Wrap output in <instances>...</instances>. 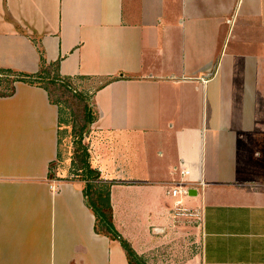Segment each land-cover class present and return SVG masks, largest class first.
<instances>
[{
	"label": "crops",
	"instance_id": "crops-1",
	"mask_svg": "<svg viewBox=\"0 0 264 264\" xmlns=\"http://www.w3.org/2000/svg\"><path fill=\"white\" fill-rule=\"evenodd\" d=\"M42 58L92 82L84 141L119 238L56 173L60 106L17 81L0 95V264H131L121 238L146 264H264V0H0V69ZM181 179L196 194L174 196Z\"/></svg>",
	"mask_w": 264,
	"mask_h": 264
},
{
	"label": "trees",
	"instance_id": "trees-1",
	"mask_svg": "<svg viewBox=\"0 0 264 264\" xmlns=\"http://www.w3.org/2000/svg\"><path fill=\"white\" fill-rule=\"evenodd\" d=\"M55 67V75L51 79L53 83L55 82H61L63 85L68 86L70 89H73L71 87V80H73L72 77L68 76H62L59 71V61L53 62L51 64H48L44 58H42V64L41 68L37 73L31 74V73H23L18 72L12 69H0V83L3 81H7L8 87L0 92L1 96H8L12 95L15 92V82L17 81H23L28 82L31 84H37L39 86H42L48 90L50 99L60 106L61 113L63 112L61 102L59 99H55L50 91V89L42 85V81L46 79V77H49L50 71L48 70V67ZM6 72L7 78L3 79L2 74ZM10 77V79H8ZM1 85V84H0ZM74 98H80L83 99L84 105L83 108H79L78 112V119L80 122L79 128L76 130L77 138L75 139L76 144V157L78 160L76 162L75 160V169L76 174H78L81 179H84L86 181V186L84 188V193L87 199V202L92 208L94 209L96 215H97V223H96V230L100 233L107 234L113 238H119V233L117 232L113 220H112V206H111V200H110V188L111 184L104 183L102 185H99L97 183V180L100 178V173L92 168L90 163V153L88 150V147L84 141L87 132L89 131L90 124L94 119L93 116V110L87 101V98L83 96V93H77L74 91ZM76 98V99H77ZM61 123H66V120L64 119L63 115L61 116ZM79 158V159H78ZM121 242L126 249L129 261L131 264H146L143 260H141L136 252L132 249L131 244L121 238Z\"/></svg>",
	"mask_w": 264,
	"mask_h": 264
},
{
	"label": "rangeland",
	"instance_id": "rangeland-1",
	"mask_svg": "<svg viewBox=\"0 0 264 264\" xmlns=\"http://www.w3.org/2000/svg\"><path fill=\"white\" fill-rule=\"evenodd\" d=\"M48 70L50 71L49 77H46L41 83L50 89L55 99L60 100L63 109L62 115L66 120V123L62 124V156L57 161L56 173L66 179H80L85 182L86 186V181L76 174L77 171L75 169V160L77 159L75 139L77 138L76 130L79 128L78 122H80L78 119V110L79 108H83L85 101L77 97V99L74 98L73 94L74 91L77 93H83V96L87 98V101L90 104L92 102V94L89 92L88 88L92 87V82L86 78H74L71 80V87L73 89H70L59 81L55 83L51 81L56 71L54 66L48 67ZM1 78H7V73L4 72ZM8 79H10V77ZM0 84V92L8 87L7 81H3V83L1 82ZM77 161L78 160H76V162ZM98 181L99 179L97 182ZM174 248L175 250H178L177 245ZM162 257L163 263L161 264H179L181 260L180 255L170 249Z\"/></svg>",
	"mask_w": 264,
	"mask_h": 264
},
{
	"label": "built area",
	"instance_id": "built-area-1",
	"mask_svg": "<svg viewBox=\"0 0 264 264\" xmlns=\"http://www.w3.org/2000/svg\"><path fill=\"white\" fill-rule=\"evenodd\" d=\"M182 173H185V171H183ZM197 182H190V181H186L183 179L179 181H175L173 183L174 186H173V189L171 190V193L174 196L178 194L188 196L190 195V191H191L190 188L194 186L192 183H197ZM199 183L203 185L202 182H199ZM174 211L176 215L181 216V217L194 216V217H197L198 221H200L201 219L200 212L198 210L184 206L181 200L176 201Z\"/></svg>",
	"mask_w": 264,
	"mask_h": 264
},
{
	"label": "water",
	"instance_id": "water-1",
	"mask_svg": "<svg viewBox=\"0 0 264 264\" xmlns=\"http://www.w3.org/2000/svg\"><path fill=\"white\" fill-rule=\"evenodd\" d=\"M190 194H191V195L196 194V190H195V189H194V190H191V191H190Z\"/></svg>",
	"mask_w": 264,
	"mask_h": 264
}]
</instances>
